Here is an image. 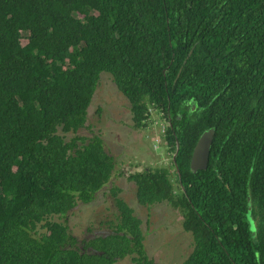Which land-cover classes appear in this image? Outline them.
<instances>
[{
    "label": "trees",
    "instance_id": "obj_1",
    "mask_svg": "<svg viewBox=\"0 0 264 264\" xmlns=\"http://www.w3.org/2000/svg\"><path fill=\"white\" fill-rule=\"evenodd\" d=\"M101 72L134 129L151 109L165 122L173 175L127 179L139 205L180 211L192 238L180 264H264V0H0V264H155L118 187L106 235L51 220L114 169L100 135H77ZM209 128L206 168L192 172Z\"/></svg>",
    "mask_w": 264,
    "mask_h": 264
},
{
    "label": "rangeland",
    "instance_id": "obj_2",
    "mask_svg": "<svg viewBox=\"0 0 264 264\" xmlns=\"http://www.w3.org/2000/svg\"><path fill=\"white\" fill-rule=\"evenodd\" d=\"M164 124L160 115L151 109L145 128L134 129L126 98L116 89L110 74L101 72L87 108L85 126L77 135H100L105 150L114 158V169L109 181L96 192L91 202L78 201L66 216H53L51 220L66 221L69 232L78 239L106 235L117 220L110 187H118V196L140 219L147 256L155 264H180L192 248L191 234L182 228L180 211L167 202L139 205L134 184L127 179L129 174L147 168H167L169 175H173L171 154L162 139ZM70 136L71 133L66 134V138ZM249 227L254 230L253 226ZM114 264L135 263L131 256H126Z\"/></svg>",
    "mask_w": 264,
    "mask_h": 264
},
{
    "label": "water",
    "instance_id": "obj_3",
    "mask_svg": "<svg viewBox=\"0 0 264 264\" xmlns=\"http://www.w3.org/2000/svg\"><path fill=\"white\" fill-rule=\"evenodd\" d=\"M190 53V52H189ZM214 136L213 128H209L203 131L196 140L189 159V169L192 172H196L199 169H205L208 161L209 148ZM178 146L176 145L175 152L172 155V159L175 165L174 157L176 155ZM177 172V170H176ZM250 209H248L249 213ZM250 221V220H249ZM252 226V222H249Z\"/></svg>",
    "mask_w": 264,
    "mask_h": 264
},
{
    "label": "flooded vegetation",
    "instance_id": "obj_4",
    "mask_svg": "<svg viewBox=\"0 0 264 264\" xmlns=\"http://www.w3.org/2000/svg\"><path fill=\"white\" fill-rule=\"evenodd\" d=\"M249 220H250L252 223H253V221H254L251 217L249 218Z\"/></svg>",
    "mask_w": 264,
    "mask_h": 264
}]
</instances>
